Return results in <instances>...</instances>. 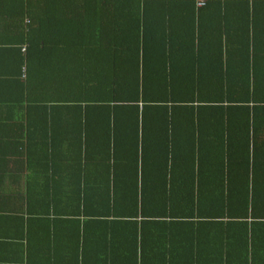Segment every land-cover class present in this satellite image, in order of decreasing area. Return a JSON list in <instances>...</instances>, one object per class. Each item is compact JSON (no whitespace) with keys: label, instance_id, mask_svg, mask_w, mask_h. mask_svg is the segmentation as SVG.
<instances>
[{"label":"trees","instance_id":"obj_1","mask_svg":"<svg viewBox=\"0 0 264 264\" xmlns=\"http://www.w3.org/2000/svg\"><path fill=\"white\" fill-rule=\"evenodd\" d=\"M0 33L31 264H264V0H0Z\"/></svg>","mask_w":264,"mask_h":264},{"label":"crops","instance_id":"obj_2","mask_svg":"<svg viewBox=\"0 0 264 264\" xmlns=\"http://www.w3.org/2000/svg\"><path fill=\"white\" fill-rule=\"evenodd\" d=\"M0 38L15 40V36L10 33H0ZM44 180V175L38 170L32 171L23 163L8 160L6 165H0V264H31V248L27 237L30 231L40 228V220L26 221L28 216L25 215L24 199L30 201V209L38 218L44 216L40 213L41 200L38 197V193L43 191L38 184L45 183ZM27 184H32V187L29 192L26 191L29 198H24Z\"/></svg>","mask_w":264,"mask_h":264},{"label":"built area","instance_id":"obj_3","mask_svg":"<svg viewBox=\"0 0 264 264\" xmlns=\"http://www.w3.org/2000/svg\"><path fill=\"white\" fill-rule=\"evenodd\" d=\"M199 5H201V3H199Z\"/></svg>","mask_w":264,"mask_h":264}]
</instances>
